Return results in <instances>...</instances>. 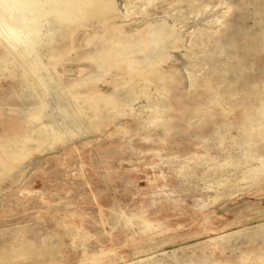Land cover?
Returning <instances> with one entry per match:
<instances>
[{
	"label": "rangeland",
	"instance_id": "1",
	"mask_svg": "<svg viewBox=\"0 0 264 264\" xmlns=\"http://www.w3.org/2000/svg\"><path fill=\"white\" fill-rule=\"evenodd\" d=\"M116 4L127 29L162 24L125 45L166 77L132 100L103 97L113 78L65 92L98 69L76 23L51 63L54 12L13 50L40 72L0 45V139L20 154L0 163V264H264V0Z\"/></svg>",
	"mask_w": 264,
	"mask_h": 264
},
{
	"label": "bare ground",
	"instance_id": "2",
	"mask_svg": "<svg viewBox=\"0 0 264 264\" xmlns=\"http://www.w3.org/2000/svg\"><path fill=\"white\" fill-rule=\"evenodd\" d=\"M49 12L55 13V15L48 20V23L53 26V28H51L54 29L55 34H57L55 39L52 40V46L54 47V54H52L53 56L51 57L52 64L64 62L63 60L68 56L70 57L71 51L74 50L72 42L76 31L73 23L85 29L90 28V30L87 29L88 32L84 36V41L94 46L93 52L91 51L92 53L88 55V58H90L88 60L98 69L96 75H89L87 77L81 76L77 78V80H72V83L69 81V85L60 77L65 92L75 93L74 88L79 86L93 88L92 93L101 92V83L103 85L108 79L113 78V84L111 85L117 86L115 91L108 90L109 92H103V97L109 102L118 98L121 99L122 96L132 100L135 96L136 89L134 87L125 89L127 85H131L130 83L144 79V85H140V89L146 93L145 90L152 81L150 72H159L160 78L164 81L166 80L165 74L160 69V66L158 67L159 63H154L153 61H140L125 47L126 44L134 42L133 39L136 37L137 33L147 36L148 33L152 30H157L158 26L160 27L162 24L143 19L145 23L143 26L141 25L142 27L139 29L137 27L140 25H137L135 28L131 27L127 29L123 22L118 23L117 18L120 14H124V16L125 14H129L119 11L116 0H0L1 48L5 52L11 53L17 62L24 67L23 69H25L26 72H28V69L38 72L40 68L43 67L44 63L42 62L41 54H35L33 58L27 59L29 57L28 53L25 51L27 53L26 56H28L25 58V55H23L24 53L21 55L13 51L14 46L20 43L21 45L23 44L24 47L26 45L27 51H32L35 44L31 43V39L39 33L41 23ZM152 41L153 39L150 40V38H148L146 44L151 46ZM32 45L34 46L32 47ZM131 45H134V43ZM21 48H19V50H22ZM82 73L81 68L80 74ZM62 75L73 77L69 72H65V70L62 71L61 76ZM37 77H39L38 73ZM37 77L35 74L34 79H38ZM39 81L38 84L40 83ZM40 88L42 89L41 86ZM40 92L38 93V100H47L45 91L42 90V92ZM96 98L97 97L94 95L88 97V99H91L93 102L97 101ZM259 113L262 116L263 111L260 110ZM261 116L250 117L252 120L255 119V122L253 121L251 123L250 132L246 137L247 141H251L250 139L253 137V133L256 132V123ZM241 129L245 130L242 126ZM28 130H31V127H28L27 131ZM42 134L46 135L44 131H42ZM5 139V141H1L0 139V163L7 162V157H11V155L13 156L11 159L13 160H16L17 157L20 156V154L17 155V157L15 156L16 152L11 148V140L8 139V137Z\"/></svg>",
	"mask_w": 264,
	"mask_h": 264
}]
</instances>
